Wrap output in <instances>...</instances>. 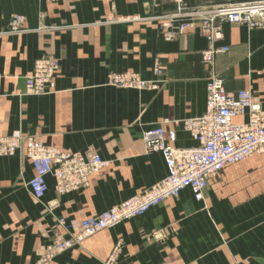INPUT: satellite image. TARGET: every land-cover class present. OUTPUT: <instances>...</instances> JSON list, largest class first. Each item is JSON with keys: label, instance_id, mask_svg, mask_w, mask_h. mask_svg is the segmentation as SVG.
Instances as JSON below:
<instances>
[{"label": "crops", "instance_id": "crops-1", "mask_svg": "<svg viewBox=\"0 0 264 264\" xmlns=\"http://www.w3.org/2000/svg\"><path fill=\"white\" fill-rule=\"evenodd\" d=\"M171 9L163 2V11ZM16 14L23 18L20 32L9 30ZM152 16L151 0H0V135L20 133L106 161L76 191L58 192L47 176V190L35 198L31 161L22 152L0 157V264H38L52 240L80 234L83 218L164 178L161 155L145 152L141 134L168 119L176 147L196 145L182 120L205 111L211 71L227 91L249 90L264 109V26L223 23L216 46L228 50L209 67L201 61L205 37L186 31L164 40ZM42 56L54 58L58 70L46 93L33 94L25 79ZM156 63L159 75L152 73ZM122 71L154 79L157 88L107 83ZM109 257L115 264H264V155L212 176L200 201L183 189L43 264H102Z\"/></svg>", "mask_w": 264, "mask_h": 264}, {"label": "built area", "instance_id": "built-area-1", "mask_svg": "<svg viewBox=\"0 0 264 264\" xmlns=\"http://www.w3.org/2000/svg\"><path fill=\"white\" fill-rule=\"evenodd\" d=\"M153 18L160 27L164 40H172L186 31H197L206 38L207 47L201 51V61L212 67L215 55L228 50L216 46L223 38L222 24H246L249 28L264 26V0L231 2L214 6H194L185 0H170L173 7L162 11L163 0H151ZM18 24V23H17ZM16 24V25H17ZM58 62L50 56L35 60L25 86L33 94H44L53 86ZM158 63L152 73L159 75ZM107 83L120 88L155 90L157 81L143 79L137 72H112ZM205 111L182 120V126L196 141L192 147H176V133L162 120L141 134L147 153H159L163 159L166 176L156 182L141 196H132L116 206L80 221V234L55 239L46 246L38 264L49 262L58 254L74 246L81 238L91 236L121 221L141 215L166 198H177L183 189H189L195 201L203 198L212 176L225 167L254 155H264V109L249 90L227 91L223 80L213 71L206 85ZM245 116L242 121H236ZM22 152L32 163L34 175L28 182L31 194L41 197L47 190L46 177L51 176L60 193L76 191L92 174L97 173L106 161L92 151L59 150L34 139L32 136L12 133L0 135V157ZM58 224L65 230L71 228L63 220ZM102 264H115L109 257ZM158 264H165L160 262Z\"/></svg>", "mask_w": 264, "mask_h": 264}, {"label": "rangeland", "instance_id": "rangeland-1", "mask_svg": "<svg viewBox=\"0 0 264 264\" xmlns=\"http://www.w3.org/2000/svg\"><path fill=\"white\" fill-rule=\"evenodd\" d=\"M45 1H48V2H58V1H63V0H45ZM187 3L188 1L185 0ZM223 3L222 4H225V3H231V2H245V1H254V0H221ZM164 3L168 4L169 6L173 7L172 3L170 2V0H163ZM162 2V4H163ZM189 4V3H188ZM218 5V4H217ZM194 6H205V5H194ZM206 6H214V5H206ZM163 11V10H162ZM22 15L21 14H16L15 16H13L12 20H11V23H10V26H9V30L10 31H14V32H20L22 30H24L21 26V22H22ZM18 23V24H17ZM17 24V25H16ZM43 57V56H42ZM41 58V57H40ZM54 59V58H53ZM35 62V61H34ZM122 72H125V71H122ZM116 73H120V72H116ZM31 74V73H30ZM30 76V75H29ZM26 80V79H25ZM118 87V86H117ZM120 88V87H119ZM260 155H263V154H260ZM156 183V182H155ZM154 183V184H155ZM152 184L149 188H147L143 193H140L138 195H134V196H141L142 194L146 193L148 190L151 189V187L154 185ZM116 206V205H115ZM114 207V206H113ZM112 208V207H111ZM96 215V214H94ZM133 218V217H132ZM131 219V218H130ZM129 220V219H127ZM127 220H124V221H127ZM124 221H121V222H124ZM120 222V223H121ZM119 224V223H118Z\"/></svg>", "mask_w": 264, "mask_h": 264}, {"label": "bare ground", "instance_id": "bare-ground-1", "mask_svg": "<svg viewBox=\"0 0 264 264\" xmlns=\"http://www.w3.org/2000/svg\"><path fill=\"white\" fill-rule=\"evenodd\" d=\"M263 27V26H262ZM258 28H260V27H258ZM204 194V193H203Z\"/></svg>", "mask_w": 264, "mask_h": 264}]
</instances>
